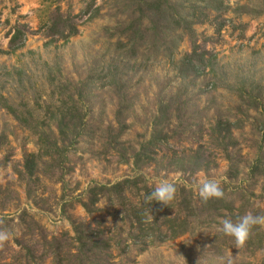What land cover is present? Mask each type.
Listing matches in <instances>:
<instances>
[{"label":"rangeland","instance_id":"obj_1","mask_svg":"<svg viewBox=\"0 0 264 264\" xmlns=\"http://www.w3.org/2000/svg\"><path fill=\"white\" fill-rule=\"evenodd\" d=\"M145 1L0 0V51L8 50L15 26H26L24 47L0 53V96L33 117L26 127L0 107V231L10 233L0 242V264H264V226L239 249L219 231L220 221L236 222L240 210L264 215V0L210 5V20L193 25L197 53L213 57L199 76L185 65L192 40L176 22L133 45L128 26L148 25ZM57 12L79 16L78 35L68 42L46 36ZM65 108L84 116L85 130L72 146L59 137ZM219 121L230 124L229 134L213 131ZM155 126L167 143L154 161L136 166L133 156ZM40 130L57 141L59 153L37 159L29 177L25 159L43 154L34 133ZM139 176L149 188L161 179L185 188L191 195L178 202L189 196L198 211L195 182L218 179L236 210L200 214L188 233L142 250L128 238L125 215L113 212L117 205L102 200L90 213L84 208L94 186ZM83 225L119 243L81 263L75 229Z\"/></svg>","mask_w":264,"mask_h":264},{"label":"trees","instance_id":"obj_2","mask_svg":"<svg viewBox=\"0 0 264 264\" xmlns=\"http://www.w3.org/2000/svg\"><path fill=\"white\" fill-rule=\"evenodd\" d=\"M214 4L217 5L216 9H222V3L219 0H188L187 5L182 3L177 4L175 0H146L144 8H146L145 11L149 15L148 25L142 31L138 29L139 20L134 21L128 26V31L131 32V35L134 37L133 45L135 46L139 42L144 41L149 33L154 32L152 34H154L155 37L156 31L163 26L162 24L171 21V23L176 22V27L181 29L183 33L192 40V51L186 56L184 61L185 65H187L190 73L199 76L205 68L212 67L213 57L207 52H204L202 55L197 53L198 46L195 41L193 25L204 24L209 21V12H212L210 9L213 7L210 5ZM78 17L79 16L72 17L70 14L63 15L58 12L52 14L47 22V38L51 39V42L59 40L68 42L69 39L77 36L78 26L74 22V19ZM189 17L191 21L188 20ZM136 26L138 28H136ZM221 27L222 26H219L218 29L220 30ZM24 29H26L24 25L15 26L8 42V50L6 52L0 51L1 54H14L24 47V42L26 40ZM206 55L209 56L207 59H205ZM122 99H124V97ZM0 107L26 127L30 124V120L33 119L30 113L26 116L10 107L3 96H0ZM47 109H50V106H48ZM60 115L61 116H59L57 120L59 137L65 141L67 139L72 146V144L83 135V131L85 130V123H83L84 116L79 115L76 108H65L64 112L60 113ZM49 119L56 120V115L50 112V110ZM229 125L230 124L227 122L222 123L219 121L216 127L213 128V131H225L229 134ZM155 129L156 126L153 129L150 140L142 144L140 149L135 152L133 158L136 166L147 165L154 161L155 150L167 143V137L156 134ZM34 133L38 137L37 141L44 155L30 154L27 156L24 162V170L29 177L34 175L37 159L59 153L56 144L57 141L52 142L49 133L47 134L43 130L35 131ZM261 164L262 160L261 157H259L251 167V173L253 175L260 172ZM152 190L153 188L147 186L142 176L134 179H124L111 186H94L88 192L90 204H84V208L90 213L91 207H95L102 200L103 202H109L112 206L117 205L120 209L114 208L113 212L125 215L124 221H127L130 225L128 238L131 239L133 243L140 245L142 250H146L156 244H164L188 233L191 230L193 221H196L200 214H207L208 216L212 214L223 215L222 211L232 213L236 210L224 198H213L207 202L200 199L203 208L198 211L192 205L189 196L186 199L184 198L182 202H178L177 196L182 197L184 194L191 195V192H187L186 189L182 187H176L175 198L171 201L172 203L170 202L168 206H162L159 203L147 200ZM130 195H135L138 200L133 202L129 197ZM175 206L179 209L178 212L173 215L170 214V212L168 213V211ZM243 215H245L244 211L240 210L237 217H242ZM82 228L83 231L79 228L75 229V240L78 244L77 257L81 260V263H83L84 255L86 258L90 257L93 250H98L101 254V252L111 248L112 243L115 241L114 237L110 238L106 236L104 231H100L99 229L95 232L85 225H83ZM116 237L119 238V236ZM116 241L115 243H119ZM57 264H62V261H59Z\"/></svg>","mask_w":264,"mask_h":264},{"label":"clouds","instance_id":"obj_3","mask_svg":"<svg viewBox=\"0 0 264 264\" xmlns=\"http://www.w3.org/2000/svg\"><path fill=\"white\" fill-rule=\"evenodd\" d=\"M194 190L198 193L199 198L207 202L210 199H223L224 190L221 182L215 178L199 179L194 184ZM176 186L168 179H161L154 189L149 193L147 200L154 201L162 206H168L174 200ZM256 226H264V215H254L249 212L239 217L236 222L231 218H223L220 221L219 231L234 240L237 249L242 248L249 239L251 232ZM10 233L0 231V242L7 241ZM231 264V261H228Z\"/></svg>","mask_w":264,"mask_h":264}]
</instances>
